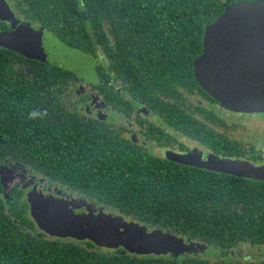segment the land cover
<instances>
[{
    "label": "trees",
    "instance_id": "obj_1",
    "mask_svg": "<svg viewBox=\"0 0 264 264\" xmlns=\"http://www.w3.org/2000/svg\"><path fill=\"white\" fill-rule=\"evenodd\" d=\"M16 1L27 18L60 41L95 57L102 52L99 83L118 78L126 92L159 97L153 100L155 111L184 132L194 129L183 114H204L213 122L205 144L223 155L244 154L235 149V140L224 138L225 124L215 107L193 95L201 92L217 101L197 83L193 65L203 51L206 25L224 11V2L237 0ZM76 80L60 66L0 47V264H212L208 256L264 245L263 183L130 149L106 125L94 131L83 120L76 122L77 114L54 100L62 96L64 83ZM59 82L64 83L52 92ZM182 85L181 95L176 92ZM51 103L57 111L45 109ZM224 145L231 149H219ZM11 160L17 165L13 170H24L25 164L79 192L88 205L204 245L208 252L138 255L50 236L39 229L25 191L12 188L5 168Z\"/></svg>",
    "mask_w": 264,
    "mask_h": 264
},
{
    "label": "water",
    "instance_id": "obj_2",
    "mask_svg": "<svg viewBox=\"0 0 264 264\" xmlns=\"http://www.w3.org/2000/svg\"><path fill=\"white\" fill-rule=\"evenodd\" d=\"M76 52L85 60L83 67L94 70L91 73L94 79L90 81H95V58L80 50ZM194 70L198 83L223 107L239 113L264 112V0L224 3V11L206 25L203 51L195 59ZM167 157L239 177L264 180V165L207 152L198 157L169 151ZM28 201L38 227L51 236L87 239L99 247H122L138 255H180L192 248L181 237L150 230L138 222L62 197L42 186L28 194Z\"/></svg>",
    "mask_w": 264,
    "mask_h": 264
},
{
    "label": "flooded vegetation",
    "instance_id": "obj_3",
    "mask_svg": "<svg viewBox=\"0 0 264 264\" xmlns=\"http://www.w3.org/2000/svg\"><path fill=\"white\" fill-rule=\"evenodd\" d=\"M6 3V9L11 8L13 12L24 22L30 23L32 26L36 27L39 30L44 31L47 35L52 37V39L45 45V49L49 54L56 53L60 56L61 52L64 49L80 50L78 47H74L70 44L64 43L57 38V36L52 33L44 24L38 20L29 19L25 14L18 8L16 0H0ZM225 3V2H224ZM12 33L13 27L9 19H3L0 16V32ZM35 38V37H34ZM56 42V43H55ZM1 47V46H0ZM7 51L13 52L19 56H23L19 52L9 50L5 47H1ZM85 52V51H83ZM87 53V52H85ZM103 56L102 52H99ZM90 56L95 58L96 66L101 62V56L95 57L90 53H87ZM25 57V56H23ZM31 59L35 62H41V60L25 57ZM197 58V57H196ZM195 58V59H196ZM103 60L106 58L103 56ZM195 62V60H194ZM59 66V65H57ZM62 67V66H60ZM64 68V67H62ZM194 68V65H193ZM41 69V67H40ZM65 69V68H64ZM30 71V69L28 68ZM67 70V69H66ZM71 72V71H70ZM73 73V72H72ZM75 74V73H74ZM77 80L75 82L69 81L68 84L64 82L53 83L52 92H57V85L64 83L60 94L61 97H56L54 99L56 102H59L63 107L69 111H73L77 114V121L83 120L87 123V127H90L94 131H99L104 125L107 129L111 130L112 135H115L117 142H126V146L130 149H147L152 151L155 155L167 158V152L172 151L175 153L182 154H195L200 157V154L203 152L213 153L218 155L221 158H232L236 160L246 161L254 165H264V138H259L258 136H253L250 134L252 130H249L253 125L258 123L255 121V117H260V124H264V112L260 113H239L229 110L221 105L218 101L208 99L203 93H193L194 99L205 106L213 105L215 108L214 112L218 114L219 119H222L225 126L223 129V136L228 140H235L238 145L235 149H241L243 155L241 156H232V155H223L212 150L213 147L205 144V139L208 135V130L212 129L213 122L212 120L205 116L204 114L195 113L192 114H183L185 122L193 127L194 132H184L182 125L179 124L178 127L173 124L172 121L166 119L163 115L155 111V101H158L160 98H150L139 97L138 92L123 90L122 83L123 81L116 79L115 82L108 81L106 83H99L97 77V67H96V80L87 81L80 78L76 75ZM195 77V70H194ZM196 80V77H195ZM197 81V80H196ZM198 83V81H197ZM182 84V83H181ZM199 84V83H198ZM200 85V84H199ZM42 86H45L42 84ZM201 86V85H200ZM105 87H108L106 89ZM202 87V86H201ZM178 94H183V85L178 88ZM207 92V91H206ZM208 93V92H207ZM188 94V93H187ZM152 97V95L150 94ZM155 100V101H153ZM166 100V98H165ZM172 102L178 103V98H171ZM66 107H65V105ZM55 103H51L52 108L45 107L46 110L52 112L57 111L53 109ZM190 115V117H188ZM61 120V118H59ZM206 122V123H205ZM207 124V125H206ZM185 127V126H184ZM200 127L207 128V133L203 134L200 132ZM242 128H246L248 132H243ZM219 149H231V145H224ZM203 157V155H201ZM205 158V157H204ZM174 161V160H172ZM177 162V161H175ZM11 165H7L5 168L7 170V177L11 180V184H15L12 188L19 186L21 187L27 195L33 191L38 186L49 190L52 193H57L62 197H67L70 199H77L81 201L82 195L79 192L71 190L67 185L59 182L55 179L46 178L41 176L39 173L31 170L24 164V170H13L12 167L17 166L13 160H11ZM182 163V162H178ZM184 165H190L197 168L210 170L207 168L198 167L191 164L182 163ZM12 166V167H11ZM215 171V170H211ZM219 172V171H216ZM225 175H232L238 178L248 179L251 182L255 183L257 181L264 184V180L239 177L230 173L219 172ZM264 197V195H263ZM92 203H94L92 198H89ZM90 202V201H89ZM40 229V228H39ZM41 230V229H40ZM42 231V230H41ZM43 232V231H42ZM51 236V235H50ZM56 237V236H55ZM69 238V237H68ZM179 238V237H178ZM72 239V238H71ZM185 239V238H183ZM87 240V239H86ZM187 243V239H185ZM85 241V240H81ZM251 246H256L259 248V252L255 253V256L250 257L248 254L242 256V252L236 253V251L231 250L229 253L231 256L222 257L218 256V259L211 260L210 263H225V264H264V254L261 253V249L264 248L262 244H256ZM245 247V246H244ZM104 248V247H100ZM243 250V249H242ZM181 253V254H185ZM205 254V253H204ZM239 255L241 256L238 259ZM223 261V262H217ZM240 262V263H239Z\"/></svg>",
    "mask_w": 264,
    "mask_h": 264
},
{
    "label": "rangeland",
    "instance_id": "obj_4",
    "mask_svg": "<svg viewBox=\"0 0 264 264\" xmlns=\"http://www.w3.org/2000/svg\"><path fill=\"white\" fill-rule=\"evenodd\" d=\"M0 16L3 19H9L12 23L13 31L12 33L0 32V46L5 47L9 50L19 52L25 57H30L38 60H43L50 62V64L59 65L65 69L75 73L80 78L90 81L94 79V76L91 73H94V70L91 68L83 67L84 58L76 52V50H66L62 51L61 55L58 56L56 53L49 54L45 45L52 39L44 31L37 29L32 26L30 23L22 21L16 14L11 10V8L6 9V3L0 1ZM35 37V38H34ZM257 125H253L249 128L252 130L250 132L253 136H258L259 138H264V124H260V117H255ZM264 121V120H263ZM242 131L248 132L246 128H242ZM192 248L188 252H199L204 254L208 252V249H205L204 245H197L193 243H188ZM242 256L248 254L250 257L255 256V253L259 252V248L256 246L246 245L242 248ZM240 253V251H236ZM261 253L264 254V248L261 249ZM211 260H216V256H208ZM241 256L239 255L238 259Z\"/></svg>",
    "mask_w": 264,
    "mask_h": 264
}]
</instances>
